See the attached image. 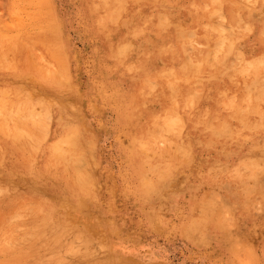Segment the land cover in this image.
<instances>
[{"label": "rangeland", "instance_id": "rangeland-1", "mask_svg": "<svg viewBox=\"0 0 264 264\" xmlns=\"http://www.w3.org/2000/svg\"><path fill=\"white\" fill-rule=\"evenodd\" d=\"M254 1L138 0L136 9L124 11L128 25L119 24L114 34L131 44L128 59L145 57L153 71L164 74L176 48L183 58L195 48L212 63L197 78L199 87L178 104L181 111L169 117L155 76L141 68L126 80L121 68L103 58V38L88 15L95 0H0V46H16L14 67L0 68V89L50 110L47 117L76 128L85 142L78 155L88 193L80 205L60 203L54 210L57 216L67 213L66 222L85 229L90 239L67 235L50 264H77L80 255L102 264L119 256L126 264H264V0ZM216 27L231 37L227 54L215 37L200 42ZM50 73L65 82L62 87L47 83ZM141 84L142 105L132 102L135 116L123 121L125 94ZM190 112L196 123L188 119ZM175 123L189 153H175L172 176L144 200L125 145L144 128L159 147L174 148L169 127ZM20 177L29 184L33 178ZM53 184L64 200L65 180Z\"/></svg>", "mask_w": 264, "mask_h": 264}, {"label": "bare ground", "instance_id": "bare-ground-1", "mask_svg": "<svg viewBox=\"0 0 264 264\" xmlns=\"http://www.w3.org/2000/svg\"><path fill=\"white\" fill-rule=\"evenodd\" d=\"M95 1L96 3L91 2L90 4L88 15L91 18L96 33L103 38V58L109 60L112 66L121 68V73L126 80L130 81V79L135 78L141 68L145 69L146 73L155 76L159 80L160 88L163 91L161 104L164 112L169 117L177 115L181 111L178 104L185 99L189 91L196 90L199 87L200 82H198L197 78L207 73L209 68H213L212 63L209 64V57L207 58L205 52L194 48L188 58H183L180 48H176L172 57H168L172 61V64L166 72L163 71L164 74H158V72L150 68L147 58L144 57L140 60L137 58L128 59L126 56L130 52L131 44L125 42V36L114 34L117 32V26L128 25V19L125 18L123 13L125 11V13L129 14L136 9L138 0ZM255 3L258 2L252 0L253 6ZM163 18H160V21ZM157 21L159 22L158 18ZM223 28L217 29L216 27L217 31L214 29L210 34L201 38L200 42L207 43L215 37L220 42V45L224 46L223 49L226 52L227 46L232 45L229 42L230 35L228 32L227 34H223ZM137 31L134 29L135 33ZM159 31L161 30L159 29ZM163 36L165 39H168L166 33H163ZM184 39L187 40L186 37ZM186 45L188 46L187 41ZM15 48L14 44L0 46V68L10 69L14 67L12 65L15 59L12 53L15 51ZM157 52L164 56H169L163 50H157ZM237 62H240V60H237ZM32 67H35V65H32ZM41 71L43 70L41 69ZM257 72L259 71L257 70ZM50 75V82L47 83L55 88L62 87L61 82L64 81L60 82L56 80L55 77H52L53 73H50ZM54 75L58 74L55 73ZM45 76L49 77L48 72ZM251 82L249 81V83ZM144 87L141 84L140 87L131 88L125 94L122 108L123 121H126L127 118L133 119L135 116V112L129 106L132 102L134 107H141V103L144 100L142 92ZM2 88L0 89V264H50L53 261L52 257L63 248L64 238L67 235H79L85 243L90 239L85 229L66 222L64 217L67 214L66 212L62 216H57L54 210L55 206L60 203L69 206L80 205L85 199V194L88 193L85 176L81 170L84 159L78 155L79 150L82 145H85V142L76 128L61 125L53 117H47L49 116L48 112H51L50 110L48 112L45 111L43 106V108L39 107L41 105L37 106L34 101L26 96H22L19 92L18 95L13 90L7 89V87ZM192 95H195V92ZM172 100L175 103H172ZM185 102L188 103L187 100ZM184 107L186 108V106ZM232 110L234 111L233 108ZM188 119L195 123L197 122V117L193 112L189 113ZM227 126L226 128H228ZM146 130L142 128L141 132L139 131L140 133L135 137L130 138L125 145L131 172L135 180V189L144 200L160 191L164 182L172 176V164L176 156L175 153L178 152L181 155H188L189 153L187 145L181 141V133L177 123L169 127V132L175 140H173L174 148L172 144L167 148L159 147L148 136ZM214 135L216 136V134ZM177 157L179 156L177 155ZM65 172L70 174L66 175ZM20 175H24L27 178L33 176L32 180L30 179V184L26 179L20 177ZM58 177L65 180V184L69 189V193L66 194L64 200L61 198L62 194L54 188L53 180ZM18 187H21V190H17ZM47 190L48 192H46ZM86 200L89 202L90 198ZM78 215L84 216L82 213ZM78 223H80V218ZM117 228V225L113 227L112 234L116 233ZM87 230L89 231V229ZM91 230H93L92 227ZM117 233L115 237L118 236ZM241 244L244 245L243 243ZM5 257H8L9 260H1ZM127 258L129 259V257H126V260ZM93 261L83 255H80L76 259L77 264H102L103 262ZM113 264L126 263L119 256Z\"/></svg>", "mask_w": 264, "mask_h": 264}]
</instances>
